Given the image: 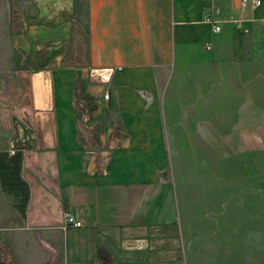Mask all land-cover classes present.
Masks as SVG:
<instances>
[{"label": "crops", "instance_id": "crops-1", "mask_svg": "<svg viewBox=\"0 0 264 264\" xmlns=\"http://www.w3.org/2000/svg\"><path fill=\"white\" fill-rule=\"evenodd\" d=\"M243 1L76 0L77 58L39 57L7 92L0 75V152L23 153L31 188L20 217L0 182V219L10 213L0 243L15 264H47L44 243L60 264H190L178 190L161 170L168 130L193 121L168 114L197 110L195 83L215 68L254 60L264 0ZM97 70L112 72L108 82L94 81ZM65 212L82 226H66Z\"/></svg>", "mask_w": 264, "mask_h": 264}, {"label": "rangeland", "instance_id": "rangeland-1", "mask_svg": "<svg viewBox=\"0 0 264 264\" xmlns=\"http://www.w3.org/2000/svg\"><path fill=\"white\" fill-rule=\"evenodd\" d=\"M75 5L76 0L0 2L6 17L2 91L10 90L12 77L41 66L39 57H78ZM256 41L249 63L225 72L215 68L204 81L198 75L197 110L184 105L168 114V122L193 121L191 128L168 130L176 139L161 170L178 190L190 264H264V31ZM4 192L23 217L16 208L20 200ZM9 222L4 211L0 224Z\"/></svg>", "mask_w": 264, "mask_h": 264}, {"label": "trees", "instance_id": "trees-1", "mask_svg": "<svg viewBox=\"0 0 264 264\" xmlns=\"http://www.w3.org/2000/svg\"><path fill=\"white\" fill-rule=\"evenodd\" d=\"M24 155L16 151L0 152V182L4 191L14 194L20 200L16 208L25 215L26 207L31 197V188L28 182L22 177ZM46 249L50 251V258L47 264L57 262L60 253L56 246L44 243ZM0 264H15L11 252L0 243Z\"/></svg>", "mask_w": 264, "mask_h": 264}, {"label": "built area", "instance_id": "built-area-1", "mask_svg": "<svg viewBox=\"0 0 264 264\" xmlns=\"http://www.w3.org/2000/svg\"><path fill=\"white\" fill-rule=\"evenodd\" d=\"M247 2L248 0H244L243 1V6L245 7L247 5ZM251 3L254 5V6H258L261 4V1L260 0H251ZM204 20L208 23H212L214 25V30L216 32H219L221 30V27H219L215 21H213L212 17L210 14H206L205 17H204ZM106 98L108 99L109 98V95L107 94L106 95ZM12 154H14V152H12ZM63 219H64V224L66 226H72V227H81L82 226V223L80 221H78V219L76 218V216L71 213V212H65L64 215H63Z\"/></svg>", "mask_w": 264, "mask_h": 264}, {"label": "water", "instance_id": "water-1", "mask_svg": "<svg viewBox=\"0 0 264 264\" xmlns=\"http://www.w3.org/2000/svg\"><path fill=\"white\" fill-rule=\"evenodd\" d=\"M111 73L112 72L110 70H97L92 74L94 76V81L108 82Z\"/></svg>", "mask_w": 264, "mask_h": 264}]
</instances>
